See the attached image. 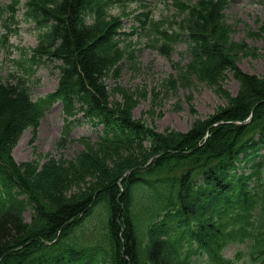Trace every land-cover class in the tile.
Listing matches in <instances>:
<instances>
[{"label": "trees", "instance_id": "obj_1", "mask_svg": "<svg viewBox=\"0 0 264 264\" xmlns=\"http://www.w3.org/2000/svg\"><path fill=\"white\" fill-rule=\"evenodd\" d=\"M36 1L42 10L37 20L56 22L42 37L48 44L42 52L53 49L51 56L62 62L51 98L66 100L71 116L81 104L95 124L105 126L99 145L109 142L108 148L141 155L111 170L85 153L76 165L54 159L40 169L35 162L17 163L13 149L26 129L36 134L48 101L32 103L23 78L0 82V264H184L174 226L192 224L203 246L220 245L223 234L214 217L231 205L230 191L264 173V78L235 68L223 36L214 32L227 0L204 5L205 13L192 8L178 32L154 27L171 44L187 43L193 69L207 81L214 83L229 70L240 83L227 107L181 134L159 133L135 120L129 105L113 103L105 80L119 57L110 42L115 24L105 18L93 26L84 21V14H92L89 5L103 0ZM33 12L40 14L34 7ZM254 107L250 122L236 124ZM144 143H150L147 151ZM128 169H134L130 177ZM78 171L97 173L99 180L83 194L67 197ZM97 215L102 235L94 245H84L76 232ZM260 221L264 228V190ZM255 254L264 259V233L256 239ZM210 255L218 264H230L216 252Z\"/></svg>", "mask_w": 264, "mask_h": 264}, {"label": "rangeland", "instance_id": "obj_2", "mask_svg": "<svg viewBox=\"0 0 264 264\" xmlns=\"http://www.w3.org/2000/svg\"><path fill=\"white\" fill-rule=\"evenodd\" d=\"M12 2L13 0H0V9L3 10L6 4L10 5ZM15 2L13 5L16 6L17 13L14 20H9V12L8 9L5 11V8L0 16L2 36L0 77L5 84L14 83L24 74L15 60L27 64L39 41L37 24L34 20L25 18L26 0H19L18 4ZM146 2L149 8H140V10L136 9V3H133L130 9H135L136 14L132 13L134 16L126 21V29L130 31L129 44L132 48L138 49L135 53L137 59L134 63H126L124 59L122 63L124 69L120 79L113 78L107 83L116 103L129 105L135 118L146 122L157 132L187 133L199 121H206L218 110L227 107L229 99L235 98L239 92V81L229 70L222 73L216 82L207 81L201 71L197 72L193 69L184 41L178 42L173 52H169L168 55L161 54L157 48L150 46L151 40L155 41L153 34H140L133 31L130 26L135 23L133 18L146 10L151 12L152 19L162 21V25L172 26L174 29L184 27L192 8H195V12L202 10L205 13L204 5L211 6L217 3V0H141L143 5ZM123 7H115L113 14L122 13ZM221 13V24L214 28V32L223 36L224 45L231 54L235 68L249 75L264 78V0H230ZM10 22H13L12 29L9 28ZM7 32L14 33L11 38L13 49L4 44ZM22 42L27 47L25 51L29 50V53L26 52L27 60L22 58L18 50ZM55 66V63L48 60L32 65L33 76L25 77V80L35 100L47 96L57 88L58 71ZM111 71L112 67L109 73ZM112 75L114 73L107 78ZM63 128L62 106L56 104L46 113L39 126L37 137L31 129L22 133L13 149L16 162H35L40 169L53 157L55 162L62 161L65 166L69 163L76 165L81 155L85 153L97 156L104 167L111 170L121 164L129 163L132 157L140 158V153L136 157L135 149L113 150L107 145H99L97 136L89 140V143H85V140L78 141L86 133L82 128L76 130L75 142L59 148L58 142L61 140ZM149 144L144 146L143 150L147 151ZM78 172L82 173L79 177L76 176L68 187L65 193L67 197L83 194L85 190L92 188L97 179L99 180L97 173L90 176L83 171ZM121 184L122 182H119L118 186ZM25 218L30 221L29 212L25 214ZM98 220L93 219L91 222L96 223ZM89 226L87 231L86 228L77 231L76 235L80 237L81 242L96 240V227L90 224ZM100 231L102 234V224ZM227 254L233 255L234 249L227 251Z\"/></svg>", "mask_w": 264, "mask_h": 264}]
</instances>
